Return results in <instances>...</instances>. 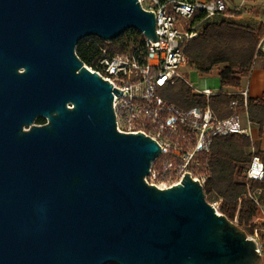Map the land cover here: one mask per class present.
Wrapping results in <instances>:
<instances>
[{
	"label": "water",
	"instance_id": "1",
	"mask_svg": "<svg viewBox=\"0 0 264 264\" xmlns=\"http://www.w3.org/2000/svg\"><path fill=\"white\" fill-rule=\"evenodd\" d=\"M128 30L158 40L137 0H0V264H263L187 172L145 183L160 146L116 130L122 91L75 53Z\"/></svg>",
	"mask_w": 264,
	"mask_h": 264
},
{
	"label": "built area",
	"instance_id": "2",
	"mask_svg": "<svg viewBox=\"0 0 264 264\" xmlns=\"http://www.w3.org/2000/svg\"><path fill=\"white\" fill-rule=\"evenodd\" d=\"M137 1L143 10L153 12L158 40L152 42L144 37L142 41L134 42L126 37L116 45L103 40L105 45L99 46L94 62L83 63V66L107 80L112 88L122 91L118 96L112 92L116 130L143 133L160 146L148 174L144 176L145 183L158 189L169 188L180 184L187 172L203 187L212 174L210 154L214 139L228 135L251 137L247 87L236 92H215L205 88L204 79H201L200 88L196 89L180 70L188 64L186 47L201 30L199 25L218 14L227 13L229 0ZM244 5V0H241L237 10ZM200 14V19L196 20ZM95 38L98 37L87 36L82 40L95 42ZM257 51L264 56V35L258 41ZM179 81L193 94L204 97L205 104L181 107L161 95ZM220 94L234 96L227 105L228 115L224 117L209 105L210 97ZM262 130L264 132V127ZM249 153L251 160L244 176L247 181L261 180L264 157L253 144L249 146ZM258 194V189L246 194L258 207L251 220L254 226L246 235L255 242V249L264 264V210L259 204ZM220 201L218 197L210 203L216 213H220Z\"/></svg>",
	"mask_w": 264,
	"mask_h": 264
},
{
	"label": "trees",
	"instance_id": "3",
	"mask_svg": "<svg viewBox=\"0 0 264 264\" xmlns=\"http://www.w3.org/2000/svg\"><path fill=\"white\" fill-rule=\"evenodd\" d=\"M201 16L198 15L196 20ZM263 34V24L258 29H252L225 20L208 22L186 47L188 63L201 72H209L213 67H218L221 91L236 89L248 75L254 60L259 56L264 57L257 51L258 41ZM126 37L134 42L144 39L139 32L128 30L110 43L116 45ZM103 45L105 42L99 38H95V42L81 40L75 47V53L83 63L90 64L96 59L99 46ZM233 97L223 94L212 96L209 105L220 117H224L228 115L227 105ZM166 98L181 107L205 104L204 97L193 94L185 85L171 95H166ZM247 114L251 122L264 127L262 105L255 113L251 108V101H248ZM36 122L43 123L44 119L38 118ZM250 144V139L244 136L215 138L210 154L212 174L203 186L205 195L212 194L214 199L221 198L219 212L232 222L236 219L239 227L250 225L258 211L257 205L246 197L250 189L259 190L258 201L264 210V176L261 180H248V185L242 177L251 160V154L247 151ZM260 155L264 157V154Z\"/></svg>",
	"mask_w": 264,
	"mask_h": 264
},
{
	"label": "crops",
	"instance_id": "4",
	"mask_svg": "<svg viewBox=\"0 0 264 264\" xmlns=\"http://www.w3.org/2000/svg\"><path fill=\"white\" fill-rule=\"evenodd\" d=\"M241 2V1H240ZM245 5L242 10H237V2L235 0H229L228 4V13L218 14L208 22L211 21H230L239 25H244L252 29H258L261 24L264 25V8L260 7L259 4L261 0H244ZM258 5L259 10L257 11ZM206 22V23H208ZM205 23V24H206ZM203 24L202 27L205 25ZM264 57H257L254 60L252 67L248 75L242 81L240 87L236 89H230V91H239L247 87V103L251 101V108L253 112L259 109V106L262 105L264 108V71H263ZM222 66V65H221ZM248 110V106H247ZM248 117V114H247ZM251 137L250 142L254 145L258 153L264 154V132L259 124L251 122ZM249 152V147L247 148Z\"/></svg>",
	"mask_w": 264,
	"mask_h": 264
},
{
	"label": "rangeland",
	"instance_id": "5",
	"mask_svg": "<svg viewBox=\"0 0 264 264\" xmlns=\"http://www.w3.org/2000/svg\"><path fill=\"white\" fill-rule=\"evenodd\" d=\"M235 1L239 4L241 0H235ZM259 6L264 8V0H261V3L259 4ZM255 7H257L256 9L258 11L259 10L258 5L254 6V8ZM241 10L242 9H240L239 11H241ZM202 25H199V27H201ZM198 29L200 30V28H198ZM180 70H181V73L183 74V76L186 78V80L189 83H191L196 89L200 88V80L201 79H204L205 88H207V89H210V90L216 92V91L221 90V88H222L221 85H220V82H219V77H218V72H219V68L218 67H213L209 72H201V71H199L198 69H196L195 67L191 66L188 63L187 65L182 67ZM182 86H183V83L181 81H179L174 86V88H170L171 90L169 88L164 90L161 93V95H163V96L171 95L172 92L178 91V89H180ZM243 117L244 116H242V122H243ZM242 177L245 179V181L247 182V185H248L249 181L246 180V178L244 176V172L242 173ZM252 190H256V189H250L249 191H252ZM204 198H205V200L208 203H211L214 200V196L212 194H207V195L204 194ZM233 223H235L237 225V220L235 219L233 221ZM253 226H254V224L251 221L250 225L242 226L240 228L242 230H244L246 233H249L250 230L253 228Z\"/></svg>",
	"mask_w": 264,
	"mask_h": 264
},
{
	"label": "flooded vegetation",
	"instance_id": "6",
	"mask_svg": "<svg viewBox=\"0 0 264 264\" xmlns=\"http://www.w3.org/2000/svg\"><path fill=\"white\" fill-rule=\"evenodd\" d=\"M67 104H68V102H66V104H65L66 107L68 108ZM38 118H43V119H44V122H43V123H37L36 121H37ZM45 122H46V119H45L44 117H41V116L36 117V119L34 120V123L37 124V125H42V124H44Z\"/></svg>",
	"mask_w": 264,
	"mask_h": 264
}]
</instances>
